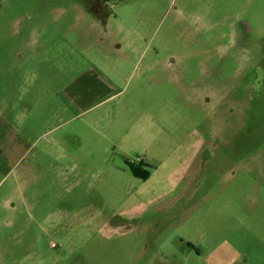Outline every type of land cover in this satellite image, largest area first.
Returning <instances> with one entry per match:
<instances>
[{"label": "rangeland", "instance_id": "1", "mask_svg": "<svg viewBox=\"0 0 264 264\" xmlns=\"http://www.w3.org/2000/svg\"><path fill=\"white\" fill-rule=\"evenodd\" d=\"M85 4L0 0V264H264V0Z\"/></svg>", "mask_w": 264, "mask_h": 264}, {"label": "flooded vegetation", "instance_id": "2", "mask_svg": "<svg viewBox=\"0 0 264 264\" xmlns=\"http://www.w3.org/2000/svg\"><path fill=\"white\" fill-rule=\"evenodd\" d=\"M107 2H109V0H86L85 8L87 11L95 15H100V13L103 11L104 6L106 5ZM96 6L97 8L93 9ZM52 247L56 248L54 244H52Z\"/></svg>", "mask_w": 264, "mask_h": 264}, {"label": "crops", "instance_id": "3", "mask_svg": "<svg viewBox=\"0 0 264 264\" xmlns=\"http://www.w3.org/2000/svg\"><path fill=\"white\" fill-rule=\"evenodd\" d=\"M83 93H84V90L82 91V93H81V94H80V93H77V92H75V93H74V92H72V94L75 96V98H76V94H79V95H78V97H79V96H80V97H81V96H84V94H83Z\"/></svg>", "mask_w": 264, "mask_h": 264}]
</instances>
